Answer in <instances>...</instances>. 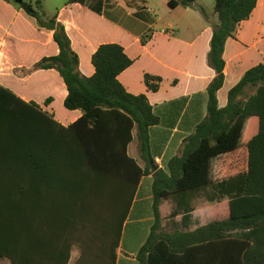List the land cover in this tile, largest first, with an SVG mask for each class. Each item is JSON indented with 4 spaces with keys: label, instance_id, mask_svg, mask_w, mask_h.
Here are the masks:
<instances>
[{
    "label": "trees",
    "instance_id": "16d2710c",
    "mask_svg": "<svg viewBox=\"0 0 264 264\" xmlns=\"http://www.w3.org/2000/svg\"><path fill=\"white\" fill-rule=\"evenodd\" d=\"M2 1L53 33L58 55L43 58L36 67L59 74L67 90L65 109L78 110L82 116L64 128L39 105L21 100L0 85V261L69 264L73 244L67 242L68 236L91 226L101 235V242L94 243V239L79 245L81 254L74 264H116L123 223L138 182L151 174L154 221L138 250L139 264H264V65L249 69L229 90L224 108L217 101L224 83V44L249 19L258 0H215L218 22L207 56L215 77L206 91V116L183 140L179 155L156 171L149 164L152 160L155 165L151 130L162 120L145 95H131L120 84L118 76L132 65L123 48L99 46L91 58L93 76L83 77L64 27L55 17H45L42 0ZM89 1L90 9L99 13L101 0H68L67 4L87 5ZM196 1L170 0L168 4L189 7ZM147 38L142 36L141 43ZM160 81L144 76L151 92L158 90ZM247 90L254 92L246 96ZM53 128L60 130L56 131L59 135H74L69 155L57 164L48 159L39 164L44 153L41 137ZM134 129L144 167L127 155ZM28 172L33 179L26 185ZM59 176L64 194L48 196L49 191L45 196L59 226L49 231L54 239L48 241L37 226V210L42 186L49 188L53 177L55 188ZM209 186L216 187L220 198H227L226 205L215 211L219 221L194 231L162 229V201L170 197L185 200L187 194ZM179 207L171 217L192 211L189 205Z\"/></svg>",
    "mask_w": 264,
    "mask_h": 264
},
{
    "label": "crops",
    "instance_id": "0c3cea01",
    "mask_svg": "<svg viewBox=\"0 0 264 264\" xmlns=\"http://www.w3.org/2000/svg\"><path fill=\"white\" fill-rule=\"evenodd\" d=\"M67 1L42 0L43 14L47 18L55 17L64 27L71 48L79 58L78 73L83 77L93 76L95 70L91 58L99 46L117 44L123 48L132 65L118 76V80L127 93L145 95L154 112L160 116L162 123L152 128L151 139L155 165L163 169L170 158L179 155L183 140L206 116V91L215 77V72L207 63L213 28L218 22L213 11L215 0L208 5L211 9L203 0H197L189 7L175 8L169 7L170 0H101L99 13L90 9L91 1L87 5L67 4ZM144 35L148 38L142 44L141 37ZM58 52L51 31L39 27L37 21L22 10L0 0V85L21 100L39 105L67 128L82 113L65 109L67 90L59 74L55 70L36 67L43 58L56 56ZM223 61L224 83L217 92L220 109L227 105L229 90L244 74L255 66L264 65V0H258L249 19L239 24L233 38L226 40ZM145 75L160 78L156 92L147 90ZM47 99L51 101L45 104ZM49 131L41 137L44 153H41V159L38 158L39 164L44 159L52 164L60 163L69 155V146L74 141L72 134L59 135L56 131L60 130L56 128ZM131 137L127 155L144 167L135 129ZM156 161L162 164L157 165ZM25 177L27 185L33 178L29 172ZM59 177H55V188L53 177L49 188L42 186L41 203L37 210V226L48 241L54 239L49 231L59 226L54 221V209L47 206L45 196L49 191L48 196L60 197L64 194L63 180ZM152 178L149 174L138 182L129 214L123 223L116 264H139L136 258L138 250L148 237L154 221ZM26 192L28 190L25 197L29 206ZM200 193L204 192L191 199L193 204L176 197L162 201L159 207L162 229L194 231L201 223H210L211 212L227 203V198H220L218 194L215 198L213 192L205 199L200 197ZM180 204L183 209L189 205L191 213L171 217L174 210L179 211ZM92 229L89 226L74 237L68 236L67 242L73 244L69 264L79 258V245L91 243L94 239V243L101 242V235H96ZM0 264H3L2 261Z\"/></svg>",
    "mask_w": 264,
    "mask_h": 264
},
{
    "label": "rangeland",
    "instance_id": "374dc122",
    "mask_svg": "<svg viewBox=\"0 0 264 264\" xmlns=\"http://www.w3.org/2000/svg\"><path fill=\"white\" fill-rule=\"evenodd\" d=\"M204 1V3H205V5H211V0H203ZM210 3V4H209ZM208 7H210V9H211V6H208ZM254 92V90H247V92H246V96H248V95H250V94H252ZM156 163H157V165H160V164H162L161 162L159 163V161H156ZM216 190V187H214V186H209V187H206V188H204V189H201L199 192H204V193H200L199 195H200V197H204V199H205V196L206 195H208L209 193H211V192H213V195L215 196V198H216V195H217V192L215 191ZM199 192H193V193H189V194H187L186 195V197H185V203H189V204H193V201L191 202V199L192 198H194V199H196V195L199 193ZM198 200H200V199H198ZM219 208V207H218ZM211 215H212V218H211V221H214V220H220V218H219V214L218 213H216V212H211ZM209 217H210V214H209ZM201 221V220H200ZM208 221H210V218H208ZM202 225H204V224H200L198 227H201ZM2 263L3 264H10L9 263V261L8 260H3L2 261ZM74 262L72 261V262H70V264H73Z\"/></svg>",
    "mask_w": 264,
    "mask_h": 264
},
{
    "label": "water",
    "instance_id": "95a60500",
    "mask_svg": "<svg viewBox=\"0 0 264 264\" xmlns=\"http://www.w3.org/2000/svg\"><path fill=\"white\" fill-rule=\"evenodd\" d=\"M149 164L152 166V170H153V171H156V170L158 169L157 166L154 165V163H153L152 160L149 161Z\"/></svg>",
    "mask_w": 264,
    "mask_h": 264
}]
</instances>
